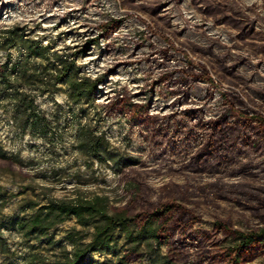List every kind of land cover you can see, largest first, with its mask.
I'll return each mask as SVG.
<instances>
[{
	"label": "rangeland",
	"instance_id": "rangeland-1",
	"mask_svg": "<svg viewBox=\"0 0 264 264\" xmlns=\"http://www.w3.org/2000/svg\"><path fill=\"white\" fill-rule=\"evenodd\" d=\"M14 29L74 59L79 75L97 82L93 101L72 108L65 86L53 96L34 91L51 119L45 139L22 136L0 107V146L22 159H0V190L13 196L0 208V224L18 264L36 245L11 227L12 218L36 209L26 208L28 199L94 195H107L111 211L125 207L132 214L170 200L183 205L197 219L159 252L176 264H231L240 232L264 228V147L227 141L211 163L196 155L205 137L199 121L219 117L226 98L245 115L264 116V0H0V65L7 58L4 38ZM10 52L13 61L22 58L19 48ZM189 59L208 78L192 81L186 91L179 69L192 68ZM118 76H128V85L121 87ZM124 97L127 104L117 101ZM136 105H146L143 114H157L156 122L141 120ZM81 128L104 133L120 165L82 154ZM242 135L264 139V129L253 121ZM221 223L236 233L227 234ZM72 229L85 241L93 232L75 217L51 231L71 249L65 235ZM127 249L120 235L116 253ZM45 252L50 258L61 254L58 247ZM139 255L130 264H155L144 247ZM93 257L117 264L115 253ZM7 260L0 250V264ZM246 264H264V241Z\"/></svg>",
	"mask_w": 264,
	"mask_h": 264
},
{
	"label": "trees",
	"instance_id": "trees-1",
	"mask_svg": "<svg viewBox=\"0 0 264 264\" xmlns=\"http://www.w3.org/2000/svg\"><path fill=\"white\" fill-rule=\"evenodd\" d=\"M8 32L12 34L3 41L8 50L7 58L0 65V107L4 112H10L12 121L22 136L29 133L35 138L45 139L48 137L51 119L39 108L34 91L53 96L60 91L61 86H65L72 108L83 101H93L97 82L89 77L80 76L76 61L52 50L50 45H45L41 40L31 39L17 29ZM164 37L172 47H175L173 41ZM15 47L22 52V58L17 61H13L10 52ZM51 58L53 61L49 63ZM189 61L192 68L179 69L181 72L179 83L186 87V91L192 81L208 78L193 68L192 59ZM200 67L207 69L202 63ZM50 70L53 71L50 73ZM117 101L126 104L129 102L125 97L117 98ZM225 102L228 103V107L219 117L209 119L205 123L199 121L205 137L196 150V155L209 159L211 163H214L212 158L220 154L221 147L227 141L242 145L254 143L258 148L264 147V139L254 140L251 135H242L245 124L253 121L264 129V116L245 115L236 108L235 101L226 98ZM5 104H11L12 109L9 111ZM136 106L140 107L137 113L141 120L156 122L157 114H143V111H147L146 105ZM231 115L242 117L244 123L242 124L239 119L231 121L229 118ZM54 119L59 120L58 117ZM77 148L89 159H96L101 163L111 161L120 165V159L115 155L104 133L96 134L81 128L78 132ZM0 159L13 164L22 163L19 153L9 154L1 146ZM12 198L11 194L0 190V208L6 207ZM26 208L36 209L31 214L16 216L11 220V227L18 229L27 241L36 240V245H33L30 252L25 254L24 258L21 257L23 264H105L93 257L97 252L115 253L117 264H130L133 255L140 257L143 247L147 252L154 253L153 263L176 264L162 255L159 248L163 244L168 245L173 233L179 228L186 227L197 219L190 210L172 200L135 214L125 207L111 211L110 198L107 195L77 196L69 200L53 197L46 203L28 199ZM71 217H75L83 227H92L93 232L91 238L85 241L84 237L78 234L80 230H69L65 235V240L71 245L69 249L61 240L56 239L51 230ZM220 226L227 234L236 233L226 223H221ZM2 228L0 224V250L8 258L6 264H18L13 258L14 253L4 237ZM120 235L128 245L124 254L116 253ZM263 241L264 228L260 232H240L231 245V264H246L252 256L260 252ZM37 246L40 249H36ZM55 247L59 248L61 254L50 258L45 251ZM140 264H145L142 259Z\"/></svg>",
	"mask_w": 264,
	"mask_h": 264
},
{
	"label": "clouds",
	"instance_id": "clouds-1",
	"mask_svg": "<svg viewBox=\"0 0 264 264\" xmlns=\"http://www.w3.org/2000/svg\"><path fill=\"white\" fill-rule=\"evenodd\" d=\"M250 2H255V0H250ZM89 75H91V73H89ZM93 79H95V76H93ZM115 79L120 81L121 87H123L124 85H128V80H129L128 76H118V77H115ZM129 87L131 88L132 86L129 85ZM16 239H19V237H16Z\"/></svg>",
	"mask_w": 264,
	"mask_h": 264
}]
</instances>
